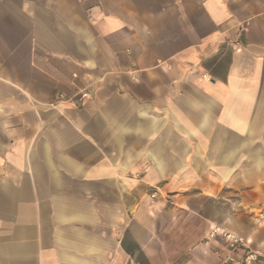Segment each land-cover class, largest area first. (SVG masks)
<instances>
[{"label":"crops","instance_id":"crops-1","mask_svg":"<svg viewBox=\"0 0 264 264\" xmlns=\"http://www.w3.org/2000/svg\"><path fill=\"white\" fill-rule=\"evenodd\" d=\"M0 264H264V0H0Z\"/></svg>","mask_w":264,"mask_h":264},{"label":"built area","instance_id":"built-area-1","mask_svg":"<svg viewBox=\"0 0 264 264\" xmlns=\"http://www.w3.org/2000/svg\"><path fill=\"white\" fill-rule=\"evenodd\" d=\"M87 95L85 93H79L77 95V101L78 102H83L84 100H86ZM213 234H218V236L220 237L221 241L225 242L227 244V246L230 249H236L238 247H242L243 246V241L236 237L235 235L228 233V232H219L217 230H215L213 232ZM256 255L255 254H248L246 256V261L247 262H255L256 261Z\"/></svg>","mask_w":264,"mask_h":264}]
</instances>
